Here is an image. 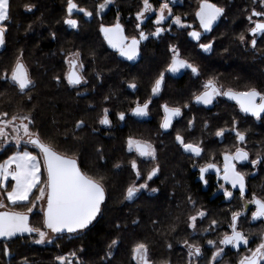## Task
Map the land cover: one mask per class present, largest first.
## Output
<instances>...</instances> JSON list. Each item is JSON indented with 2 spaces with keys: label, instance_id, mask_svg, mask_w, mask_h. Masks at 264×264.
<instances>
[{
  "label": "trees",
  "instance_id": "16d2710c",
  "mask_svg": "<svg viewBox=\"0 0 264 264\" xmlns=\"http://www.w3.org/2000/svg\"><path fill=\"white\" fill-rule=\"evenodd\" d=\"M97 1L74 0L79 8L93 15L88 20L83 17L79 27L69 31L64 23L68 17L67 0H10V17L4 22L7 27L5 48L0 53V113H7V118L30 115L34 120L30 128L40 133L44 143L63 155L76 158L82 171L93 178H103L107 200L97 221L78 235L57 236L51 245L45 246L34 244L31 237L0 241V264H58L57 256L72 252L76 253L81 264H136L132 259V248L137 243L147 245L150 264H189L190 260L191 264H211L212 253L220 246L219 241L231 232V214L235 211L243 213L239 218V229L249 238L247 247L255 249L263 233L254 232V229L263 225L252 224L250 212L242 199L232 202L209 199L211 192H204L202 185L196 182L195 174H190V162L180 152L181 146L173 134L156 140L161 162V175L155 184L152 183L157 189L156 194L126 200L127 187L138 184L136 175L127 164L130 159L125 151L126 136L123 131L107 133L99 120L105 108L114 113L121 111L124 98L130 95L122 82L134 81L144 97L151 96L155 80L169 64L172 43L176 44L182 58L199 66L203 74L221 81L226 87L237 90L255 87L264 92V46L253 49L250 44L239 41L241 33L245 35V41L250 40L248 29L252 25L247 17L253 8L260 6L259 0H210L224 8V16L206 38V42L212 44L209 54L191 43L185 33L178 32L175 39L165 36L161 44L145 47L140 62L132 67L123 64L107 49L100 26L107 25L105 18L108 15L104 22L98 18ZM115 2L117 13L134 16L141 10L143 0ZM198 5L199 0H183V5L174 8V15L188 17L196 23ZM29 6L30 11L27 10ZM70 53L82 56L87 85L81 89L70 87L65 79V58ZM21 54L33 81L24 92L10 80L2 78L5 70L10 74ZM182 81L168 82L162 97L177 101H171L170 105L181 107L179 101L190 100L193 92L199 89L195 81ZM84 91H87L86 95L80 94ZM193 112L198 115V120L190 141L211 148L214 143L203 130L201 111L194 109ZM232 114L230 110H224L219 118L212 119L213 127L229 120ZM79 121L84 124L77 128ZM182 125L189 136L191 133L187 135V128ZM150 129L154 132L156 128L152 126ZM241 132H247V148L254 155L263 150L262 154L259 153L263 155L264 125L257 127L250 120L243 119ZM147 138L154 139L144 137ZM218 147L211 150L218 152ZM29 150H33L31 146ZM15 151L14 144L5 145L0 151V163ZM251 188L264 197V182L252 184ZM11 209L24 212L26 206ZM200 212L205 215L197 221L196 228L189 227V217ZM213 221H216L215 225ZM42 222L43 216L37 207L31 214V225L42 227ZM113 240L118 243L110 248ZM209 240L215 241L216 247L208 245ZM185 241L201 247V256L190 258ZM5 244L11 255L3 254ZM244 250H229L228 256L236 257L230 264H237L238 256Z\"/></svg>",
  "mask_w": 264,
  "mask_h": 264
},
{
  "label": "snow or ice",
  "instance_id": "6c2138e0",
  "mask_svg": "<svg viewBox=\"0 0 264 264\" xmlns=\"http://www.w3.org/2000/svg\"><path fill=\"white\" fill-rule=\"evenodd\" d=\"M112 2L113 0H104V3L98 6L99 10L105 9ZM259 2L264 5V0H259ZM27 10L30 11L31 6ZM74 11H79L87 17L93 15L92 12L79 8L74 3V0H67L69 18L65 19L64 23L72 28L78 27V21L71 18ZM151 11H153V5L149 0H143V7L136 13V19L142 23L145 19V13ZM166 11L167 16L165 15ZM223 13L224 8L217 6L210 0H199L195 17L199 20L200 28L204 32H210L213 24ZM9 17L10 0H0V46L5 44L7 27L4 22L8 21ZM168 17H172V24L178 27L191 28V25L182 22L180 16L173 15L172 9L169 7V0H165L159 6V11L154 21L156 29L151 35L160 36L164 31L161 25ZM253 17L260 19L254 21ZM247 19L253 25L248 29V32L252 37L251 46L255 48L257 44L256 36L264 35V11H257L253 8ZM136 27L139 28L140 24H137ZM100 32L108 45L129 61L135 60L139 55L140 42L148 39V35L143 31L139 32L138 38L136 36L129 38L124 34L123 26L119 23V20L109 27L102 24ZM188 35L196 41L201 39V32L199 31H190ZM239 41L241 43L245 42L243 33L239 35ZM200 47L204 51H209L212 48V44H200ZM170 50L172 58L166 69L167 72L175 74L180 72L181 69H191L193 74H199L198 68L180 58L178 49L171 48ZM72 55L74 58L66 61L69 64V71L65 79L69 86L75 87L87 83V81L77 70L83 68V64L75 58L79 56V53H73ZM2 78L10 80L21 92H24L33 84L29 70L23 63L22 54L11 67L10 74L9 70H5ZM164 81L165 73L161 72L152 86L151 92L153 96L161 91ZM128 87L135 89L137 86L132 83ZM203 87L204 91L195 96L196 103L209 105L213 103L216 97L224 96L229 100H234L242 113L249 114L257 120L264 119V92L257 90L255 87L244 91H236L232 88L225 90L222 87H218L214 79L206 81ZM150 103L151 100L142 104L137 102L132 109V114L135 116H147ZM162 108L164 116L160 127L167 130L172 127L173 118L182 115V110L179 107H169L167 104L162 105ZM7 117V113H0V151L4 150L5 145H8L10 141L14 142L16 151L3 163H0V239L9 241L18 235L35 233L37 238L33 242L44 244L46 241L52 242L49 238V232L53 234L76 233L87 229L100 213L101 205L105 201L103 178H93L81 170L76 158L62 155L55 151L51 145L44 143L40 138V133L31 130L30 125H33L34 120L30 115H12L10 118ZM118 118L123 121L125 113L120 112ZM99 123L101 125L111 124L107 108L103 110V116L100 118ZM83 124V121H79L76 127H82ZM9 128L11 132L7 131ZM232 131L235 132L237 142L243 144L246 139L245 134L235 128ZM224 133L225 129H219L215 135L223 137ZM175 139L185 152H189L196 157L201 156L203 148L200 145L186 143L179 134L176 135ZM29 146L33 150L38 151L29 150ZM127 148L129 152L134 151L139 157L153 160L156 158V150L148 141L136 140L130 137L127 140ZM244 162L256 167L258 164L264 163V156L257 155L256 159L250 160L248 151L243 147H236L234 152L226 151L223 153V175L221 178L227 184H230L232 188L238 187L241 197L244 196L246 190L245 173L237 169V164H243ZM131 168L135 172L136 179L139 180L141 173L136 160H132ZM209 170H215L218 176L221 173V169L215 163H208L200 167L199 179L205 185L208 183L207 179H205V173L209 172ZM158 171L159 167H154L147 174L144 183L129 185L126 189L125 199L132 200L142 189L148 188L147 181H151ZM221 188L224 189L223 195L226 198L232 197L233 193L224 188V185H221ZM151 191L156 192L157 189L153 188ZM247 204L255 206V211L252 212L253 220L264 218V199L258 198L253 194L252 198L246 201ZM9 206L12 208L26 206V211L8 210ZM38 206L43 216L42 227L32 226L29 221V214H32L33 210ZM198 215L203 217L205 213L200 212ZM242 215L243 213L240 211L232 212L229 225L231 234L226 233L219 241L220 245H230L237 250H239L241 245L245 247L249 245L248 236L238 230L237 227L238 220ZM189 220V227L195 229L197 216H191ZM212 224L215 225L216 221H213ZM117 243L118 241L113 240L109 247L111 248ZM207 243L216 247L215 241L209 240ZM185 244L188 247V256L190 258L201 256V247L189 244L187 241H185ZM2 251L6 256L11 255L7 244L3 246ZM223 251L222 247H216V251L212 253L211 264H215ZM132 259L136 261V264H150L147 245L137 243L132 248ZM56 260L58 264H73V261H75V264H81L75 252L69 253L67 256H57ZM189 264H191V260ZM238 264H264V236L260 237V243L257 244L255 249L249 248L248 254L240 257Z\"/></svg>",
  "mask_w": 264,
  "mask_h": 264
},
{
  "label": "flooded vegetation",
  "instance_id": "af4514ba",
  "mask_svg": "<svg viewBox=\"0 0 264 264\" xmlns=\"http://www.w3.org/2000/svg\"><path fill=\"white\" fill-rule=\"evenodd\" d=\"M149 1L153 5L155 2L157 5H159L161 2V0H149ZM180 1L183 3V0H169V4L173 6V9H172L173 15H174V8L180 3ZM142 5H143V2H142ZM255 10L264 11V5H262L260 3V6L257 7ZM117 12H118V9L114 8V6H112L108 10V12H107L108 16L105 18V20H107L108 23H107V25H104V26H106V27L112 26L117 22V20H119V23L123 26L124 34L126 36H128L129 38H131L132 36H136L138 38L140 31H143L146 35H148L147 40H143L140 42L139 58L135 62H131V61L125 59L124 57L120 56L117 51L112 50L108 46L107 42L104 40V38L102 36V38L105 42V45H106L107 49L109 50L110 54L115 56V58H118L125 65H128L130 67L137 65L142 58L143 50L145 47L161 44L162 38L165 36L174 37V39H175L177 37L178 32L185 33L187 39L191 43L197 44L198 48L202 52L209 54L211 51V50L204 51L200 47V44H208L206 42V38L212 32L209 35L203 36L201 38V40L198 42H193L188 35V32L193 31V30L202 32L196 17H195L196 23H193L191 21L192 22V23H190L191 28H187V29L176 28L177 26L172 24V17H168L165 20V22L163 23L164 24L163 28H165L167 26L168 30L164 29V31L160 34V36L157 37V36L151 35V33H153L156 29V25L154 23V21L156 19L155 14L153 16L147 18L146 22L139 23L138 20L135 18L136 14L134 16H122L121 14L123 12L120 14ZM83 17H85L87 20L90 19V17H87L84 14H78V13L72 14V16H71L72 19H75L78 21V27H79ZM67 18H69V17H67ZM257 19H260V18L253 17L254 21ZM137 24H140L139 28L136 27ZM65 25L67 26L69 31H72V30H75L78 28V27H76V28L70 29V27L67 24H65ZM101 35H102V33H101ZM251 39H252V37L250 36V40L249 41L246 40L242 44H244V45L250 44V46H251ZM256 40H257V44H256L255 48L259 47V46H264V35H260V36L257 35ZM171 48H176V44L172 43ZM251 48H253V47L251 46ZM170 49H169V59H168L169 63L171 62V58H172V52ZM180 58L184 59L181 57V54H180ZM76 59L79 60V58H76ZM193 66L198 68V70H199L198 75L193 74L191 72V69H185L183 72H181V75H174V74L166 71V69L168 67V65H167L163 71L165 73L164 84L162 85L161 91L155 96H153L152 92H151V96L144 97L143 93H140L138 91L139 86L134 81L122 82L125 84L126 92L129 93L130 95L128 97L124 98L125 104L121 108V111L119 109V110H117L119 112L114 113L113 110L108 109L109 110V119L111 120V124L110 125H101V127L104 128L107 131V133H110V134L112 132H116V131H123L124 132V134L126 136V142H125V151L127 154L126 156H128V158L130 159V160H127V164H129L131 167L132 160H136L139 171L141 173V178L139 180L136 179V182L138 184L144 183L146 181L147 174L154 167H157V166L159 167V171H158L157 175L154 176L151 181H147L148 188L142 189L141 192H139L136 195V197L141 196V195L152 196V195L156 194L155 192L151 191V189H153L152 183L155 184L156 180H158V178L161 175V162L159 161V156H158L159 154L157 151L156 140L161 139V138L162 139L166 138V136L168 134H173V132L179 131V133L173 134L174 137H176V135L179 134L183 138L188 137L187 140L185 139L187 141V143L196 144V143L190 141L189 137L194 135L195 134L194 132L197 129L196 126H197L198 115L196 114V112H193V110L194 109L197 111L200 110L201 114L200 113L199 114L204 119L203 130L205 132H207V135H210L212 137V139L210 141H212L214 144L211 146V148H209L210 147L209 145H207V147L201 146L203 148V152H202L200 157H196L191 153H186L183 150V148L180 147V149H181L180 152L190 162V174H192V175H193V173L195 174V180H196V182H199L202 185V190L204 192H208V191L211 192L209 199L218 200L221 198L225 202H232L234 200H239V199L241 200L242 199L244 201L246 209L250 212V218H251L252 224L259 223L260 225L261 224L263 225L264 224V218L257 219V220L252 219V212L255 211V206L251 205V204L246 205V201L250 200L252 198L253 194H255V196H257L258 198L264 199V197L262 198L261 196L257 195L256 191H254V188L253 189L251 188L252 184L264 182V163L258 164L256 167H253L248 162L243 163V164H239V163L237 164V169L239 171H242L243 173H245V183H246L247 193L244 194L243 197H241V194L239 191H235L231 186L226 185L225 181L221 177L223 175L222 170H223V153L224 152H226V151L234 152L236 147H243L246 151H248L250 160L256 159V157H257V155H254L252 153V151L249 148H247L248 143H247L246 139H245V142L243 144H240L237 142L235 132L232 131V129L235 128L241 132V120H243V119H245V121L250 120L257 127H259V126L262 127V125H264V119L257 120L255 117H252L249 114L242 113L239 109V106L236 104V102L229 100L227 97H224V96L216 97V99L213 101V103L210 107L197 105L195 103V96L201 94L204 91L203 85L205 84V82L208 81L209 79H213V78L208 77L207 74H203V72L199 66H197V65H193ZM68 71H67V73H68ZM82 75L85 78V75L84 74H82ZM189 80L195 81L197 83V88L199 87V89L193 92V97L190 98V100L184 99V100L179 101V102H181V107H179V108H181V110H182V115L173 121L171 128H169L168 130L162 129L160 127V124L162 123L163 116H164L162 105L167 104L169 107H178V106L170 105L171 101H173V102H177V101H174L170 97H162L164 91H166V89H167L168 82L169 81H171V82L176 81V83H181V81L184 82V81H189ZM215 82H216V85L218 87H222L225 90L228 88H232L230 86L226 87L225 85H223V83L221 81L215 80ZM132 83L136 84L137 87L135 89H131L128 87V85L132 84ZM86 85H87V83H84V84H81V85H78L75 87H72V86H70V87L81 89V88L85 87ZM250 88H252V87H250ZM232 89L236 90V91H244V90H237L234 88H232ZM86 93H87V91H84L80 94L86 95ZM114 99H118V98L115 97ZM149 100H151V103L149 104V111H148L147 117L144 118L142 116H135L132 114V109L136 106L137 102L142 104V103L149 101ZM184 104H186V105L184 106ZM224 110H228V111L230 110L231 112H233L232 116L229 118V120H226V122H223L222 124H219L218 126L213 127L212 119L219 118L222 115V112ZM120 112L125 113V119L123 121L119 120V118H118V114ZM241 118H243V119H241ZM182 124H185L184 126H186V128H187V135L191 133L189 136H186V134L182 128V126H183ZM152 126H155V128H156L154 130V132H151L153 130V129H150ZM219 129H225V133H224L223 137H217L215 135V133ZM145 130H147V132ZM243 133L245 134V137H247V132H243ZM250 133L251 132H249L248 134L250 135ZM196 134H198V133H196ZM253 134H258V132H256V133L253 132ZM134 136H139L141 138L134 137ZM130 137L133 139H136V140L150 142L156 150V158L154 160L151 158H142V157H139L134 151L129 152L128 148H127V140ZM144 137H150V138H154V139H148V138L144 139ZM152 140H154V142ZM216 143H217V145H216ZM218 146H221V147H218ZM215 147H218V152H214L211 150ZM262 152H263V150L260 151L259 153L262 154ZM259 153H258V155H261ZM261 156H264V153ZM208 163L217 164V166L221 169V173H220V176H218L215 170H209V172L205 173V179H207V181H208L207 185H205L199 179V175H200L199 168L208 164ZM145 173H146V175L144 176ZM134 174H135V172H134ZM221 185H224V188H227L229 191H231L233 193L232 199H230V200L226 199V197L223 195L224 189L221 188ZM239 221L240 220H238L237 227H239ZM226 247L229 250L233 251L232 246H226ZM239 251H241V250H239ZM239 251H237V252H239ZM233 252H235V251H233Z\"/></svg>",
  "mask_w": 264,
  "mask_h": 264
},
{
  "label": "rangeland",
  "instance_id": "374dc122",
  "mask_svg": "<svg viewBox=\"0 0 264 264\" xmlns=\"http://www.w3.org/2000/svg\"><path fill=\"white\" fill-rule=\"evenodd\" d=\"M98 2V4H97V15H98V18L102 21V22H104L103 20H104V17L107 15V12H108V10L112 7V6H114V8H117L116 7V2H115V0H113V2L111 3V4H109L105 9H103V10H99V8H98V6L100 5V4H103L104 3V0H99V1H97ZM150 2V1H149ZM163 2H165V0H161V2H160V4L161 3H163ZM160 4L159 5H157L156 4V2L154 3V5H153V11H151V12H148V13H145V19H144V21L142 22V23H144V22H146L147 21V18H149V17H151V16H153L154 14L156 15L157 14V12L159 11V6H160ZM179 5H183V3L180 1V3L177 5V6H179ZM142 7H143V5H142ZM142 7H141V9H142ZM169 7L171 8V9H173V6L172 5H170L169 4ZM165 15L167 16V11L165 12ZM135 18H136V15H135ZM181 19H182V22L184 23V24H187V25H191L190 23H192L191 21H190V19H188L187 17H181ZM139 23H141L140 21H138ZM165 22V21H164ZM163 22V23H164ZM163 25L164 24H162L161 26L163 27ZM176 28H181V27H176ZM164 29H166V30H168L167 29V26L164 28ZM181 29H187V28H181ZM172 31V30H171ZM166 32V31H165ZM73 53H70L69 55H67L66 56V58H65V63H66V66H67V69H66V74H67V71L69 70V64L66 62V61H68V60H71V59H73L74 57H73V55H72ZM75 58H79V62H81L82 64H83V61H82V56L81 55H79L78 57H75ZM79 70V72L80 73H82V74H84V70H85V66H84V64H83V68L82 69H78ZM7 131H9V132H11V129L9 128ZM176 133H179V131H175V132H173V134H176ZM185 141V140H184ZM10 144H14V142H9V144L8 145H10ZM10 190V189H9ZM233 196V195H232ZM227 200H230V199H232V197L231 198H226ZM243 204H244V201H243ZM245 205V204H244ZM39 207V206H38ZM8 210H13V209H11V207L9 206V209ZM35 210V209H34ZM33 210V211H34ZM39 210H40V208H39ZM14 211V210H13ZM197 216V220H196V223H197V221H199V220H201L203 217H199V215L197 214L196 215ZM249 219H251L250 217H249ZM264 224H263V226H262V228H257V229H254V230H256V231H254V232H258V231H262V233H263V235L262 236H264ZM238 230H240L239 229V227H238ZM241 231V230H240ZM230 234H231V232H230ZM56 237L57 236H55V235H53L51 232H49V238L51 239V243H49V242H45L44 244H36V243H34V244H36V245H40V246H45V245H51L53 242H54V240L56 239ZM31 238H33V241H34V239H36L37 237L36 236H34V237H31ZM219 247H222L223 249H224V251H223V253L221 254V256L220 257H218L217 258V261L215 262V264H230L234 259L233 258H235L236 259V257H230V256H228L229 255V249L226 247V246H224V245H220ZM248 249H249V247H246L245 248V250L244 249H242V250H244L243 252L244 253H242L240 256H238V261H239V259H240V257L241 256H243V255H245V254H248ZM214 251H216V249L214 250ZM193 258H196V257H193ZM228 258H230V259H228ZM231 260V261H230ZM74 264V263H73ZM237 264H238V262H237Z\"/></svg>",
  "mask_w": 264,
  "mask_h": 264
},
{
  "label": "water",
  "instance_id": "95a60500",
  "mask_svg": "<svg viewBox=\"0 0 264 264\" xmlns=\"http://www.w3.org/2000/svg\"><path fill=\"white\" fill-rule=\"evenodd\" d=\"M76 13H78V14H83V13H81V12H79V11H74L73 12V14H76ZM224 16V13H223V15L213 24V27H212V30L210 31V32H204L203 31V29H201L202 30V32H201V38L203 37V36H206V35H209L217 26H218V24L220 23V21H221V19H222V17ZM197 19V18H196ZM197 21H198V23H199V20L197 19ZM70 27V26H69ZM70 29H73L72 27H70ZM102 36H103V34H102ZM258 36H260V35H258ZM190 37V36H189ZM104 38V37H103ZM190 39L193 41V42H198V41H196V40H194V39H192V37H190ZM105 40V39H104ZM201 40V39H200ZM199 40V41H200ZM106 41V40H105ZM107 42V41H106ZM108 44V43H107ZM109 46V45H108ZM110 47V46H109ZM4 48H5V44L3 45V46H0V53L4 50ZM112 50H114V51H116L115 49H113L112 47H110ZM125 58V57H124ZM138 58H139V55L136 57V59L135 60H131V62H135V61H137L138 60ZM126 59V58H125ZM185 69H181L180 70V72H178V73H175L174 75H181V72H183ZM173 74V73H172ZM31 87V86H30ZM29 87V88H30ZM28 88V89H29ZM27 90V89H26ZM25 90V91H26ZM232 101H234V100H232ZM235 102V101H234ZM195 103H196V101H195ZM197 105H200V106H206V107H210L212 104H209V105H204V104H198V103H196ZM142 117H147V116H142ZM178 117H174L173 118V121L175 120V119H177ZM173 121H172V123H173ZM168 130V129H167ZM56 151V150H55ZM186 153H189V152H186ZM61 154V153H60ZM63 155V154H62ZM78 161V160H77ZM244 163H246V162H244ZM78 164H79V162H78ZM80 166V165H79ZM82 170V169H81ZM225 184L226 185H229V186H231L230 184H227L226 182H225ZM246 184V183H245ZM234 189V188H233ZM235 191H239V189H238V187L237 188H235L234 189ZM247 193V188H246V190H245V194ZM106 200H107V194H106V191H105V201H104V203L101 205V211H100V213L97 215V217H96V219L92 222V224H90L89 225V227L87 228V229H84V230H80V231H78V232H76V233H67V232H64V233H60V234H53V235H55V236H69V235H78V234H80V233H82V232H84V231H86V230H88L96 221H97V219L99 218V216L101 215V213H102V208H103V205L105 204V202H106ZM29 221H30V224H31V214H29ZM34 236H36V234L35 233H33V234H27V233H25V234H23V235H18L17 237H13L11 240H9V241H13V240H16V239H21V238H27V237H34ZM0 241H4V242H8V241H5V240H3V239H0ZM230 246V245H229ZM245 248V246H243V245H241V247L239 248V250H242V249H244ZM232 249H233V251H235V252H237V251H239V250H237V249H234L233 247H232Z\"/></svg>",
  "mask_w": 264,
  "mask_h": 264
},
{
  "label": "bare ground",
  "instance_id": "6f19581e",
  "mask_svg": "<svg viewBox=\"0 0 264 264\" xmlns=\"http://www.w3.org/2000/svg\"><path fill=\"white\" fill-rule=\"evenodd\" d=\"M249 235H250V233H249ZM253 235V234H252Z\"/></svg>",
  "mask_w": 264,
  "mask_h": 264
},
{
  "label": "crops",
  "instance_id": "0c3cea01",
  "mask_svg": "<svg viewBox=\"0 0 264 264\" xmlns=\"http://www.w3.org/2000/svg\"><path fill=\"white\" fill-rule=\"evenodd\" d=\"M14 183V182H13Z\"/></svg>",
  "mask_w": 264,
  "mask_h": 264
}]
</instances>
